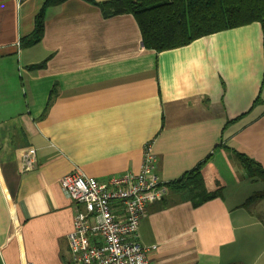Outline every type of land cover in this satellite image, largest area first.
<instances>
[{
    "label": "crops",
    "instance_id": "obj_1",
    "mask_svg": "<svg viewBox=\"0 0 264 264\" xmlns=\"http://www.w3.org/2000/svg\"><path fill=\"white\" fill-rule=\"evenodd\" d=\"M44 2L0 0V264H72L74 204L60 179L137 173L147 144L163 184L203 164L205 187H222L195 207L166 186L146 206L137 243L155 247L150 264H264L252 239L264 236V205L245 203L260 181L234 154L264 169L260 24L154 52L132 15L67 0L46 8L41 40L23 45ZM28 147L37 161L21 172Z\"/></svg>",
    "mask_w": 264,
    "mask_h": 264
},
{
    "label": "built area",
    "instance_id": "obj_2",
    "mask_svg": "<svg viewBox=\"0 0 264 264\" xmlns=\"http://www.w3.org/2000/svg\"><path fill=\"white\" fill-rule=\"evenodd\" d=\"M36 152L28 147L20 156V171L35 168ZM157 160L145 145L137 173L97 180L82 173L63 176L59 183L74 204L73 230L67 236L72 264H150L155 247L137 243L138 228L148 204L166 194L156 175Z\"/></svg>",
    "mask_w": 264,
    "mask_h": 264
},
{
    "label": "trees",
    "instance_id": "obj_3",
    "mask_svg": "<svg viewBox=\"0 0 264 264\" xmlns=\"http://www.w3.org/2000/svg\"><path fill=\"white\" fill-rule=\"evenodd\" d=\"M67 0H45L35 16L33 32L22 43L32 46L43 35L46 8ZM100 8L106 18L124 14L132 15L138 25L146 50L163 52L184 47L193 41L222 31L239 28L251 23L260 24L264 32V0H107L101 3L82 0ZM43 64L30 66L31 69ZM248 177L264 183V169L244 154L234 152ZM205 163V162H203ZM199 164L178 180L167 183L168 188L187 192L197 207L218 198L222 187L208 190L205 187ZM264 200V192L254 194L245 203Z\"/></svg>",
    "mask_w": 264,
    "mask_h": 264
},
{
    "label": "rangeland",
    "instance_id": "obj_4",
    "mask_svg": "<svg viewBox=\"0 0 264 264\" xmlns=\"http://www.w3.org/2000/svg\"><path fill=\"white\" fill-rule=\"evenodd\" d=\"M251 185V184H250ZM258 186V185H257ZM260 186V187H259ZM258 187H256V186H253L252 188H253V190H251V192H249V194L250 195H252V194H255L256 195V193H258L259 191H262V189L264 188V183L262 182V181H260V185H259ZM256 191V192H255ZM253 196V195H252ZM251 196V197H252ZM257 204L258 203H260V204H263L264 205V201H261V202H259V201H257L256 202ZM256 206V205H255ZM252 209H254V208H252ZM253 240H255V241H257V242H260V244H259V246H261L262 248L264 247V236H263V234L262 233H260L259 232V230H257V232H256V235L254 234V238H252ZM259 251H261V249L259 250ZM257 252V251H256ZM264 253V252H263ZM262 256H264V255H262Z\"/></svg>",
    "mask_w": 264,
    "mask_h": 264
}]
</instances>
